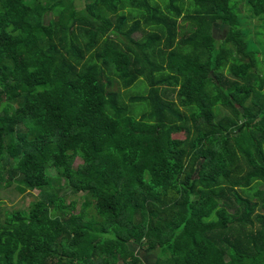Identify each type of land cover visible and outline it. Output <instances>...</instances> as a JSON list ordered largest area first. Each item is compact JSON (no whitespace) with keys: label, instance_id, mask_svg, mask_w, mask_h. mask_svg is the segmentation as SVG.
I'll use <instances>...</instances> for the list:
<instances>
[{"label":"trees","instance_id":"obj_1","mask_svg":"<svg viewBox=\"0 0 264 264\" xmlns=\"http://www.w3.org/2000/svg\"><path fill=\"white\" fill-rule=\"evenodd\" d=\"M82 1L0 0V264H264V0Z\"/></svg>","mask_w":264,"mask_h":264},{"label":"rangeland","instance_id":"obj_2","mask_svg":"<svg viewBox=\"0 0 264 264\" xmlns=\"http://www.w3.org/2000/svg\"><path fill=\"white\" fill-rule=\"evenodd\" d=\"M82 2H83L82 0H76V3L79 5V7H81L80 4H82ZM239 11H240V13H243L246 15V17L239 16L243 25H245L246 27H249V26H251L250 24L256 22L255 25L257 26L258 20L253 16L251 17L249 15L250 12L248 10H246L245 8L244 9L239 8ZM262 28L263 27L261 25H258L257 27H254L252 30L255 29L254 31H263ZM225 34H226V31L217 32L216 29L214 31V35L218 40L224 38L223 36ZM260 35H262V34H259L258 36H260ZM249 38H251V40L253 38L257 39L253 33H251V35H249ZM262 45H264V44H262ZM262 45L257 44V47L262 46ZM262 57H263V55H262ZM145 88H146V86H145L144 82L137 81L135 84H133L129 88L128 91L130 93H137V92L142 93L145 90ZM80 162H81V160L79 158H75V160H74L75 165L80 163ZM60 182L62 183L63 180H61ZM36 191L37 190L31 191V192L25 191V192L21 193L17 189V187L15 186L14 183L9 185V186L2 187L0 189V208H1L2 214L5 212H9L15 208L21 209L24 211L27 210L29 204L31 203V201L33 200V198L36 195ZM82 198L83 197H82L81 193H79V194H73V193L65 194V199L67 201L68 200H74L76 202V204H75L76 208H75L74 212H76L78 210V208L80 206V202L82 201ZM132 248L135 250V252L140 254V256L142 257L145 264H153V258H154L153 254L146 253L142 248H139L137 245H134V244L132 245Z\"/></svg>","mask_w":264,"mask_h":264},{"label":"crops","instance_id":"obj_3","mask_svg":"<svg viewBox=\"0 0 264 264\" xmlns=\"http://www.w3.org/2000/svg\"><path fill=\"white\" fill-rule=\"evenodd\" d=\"M241 15V14H240ZM242 17H244L243 15H241ZM239 23L243 26V27H246L245 25H243L242 24V21H241V19H240V17H239ZM253 24V23H252ZM252 24H250L251 26H249V27H246V28H251V29H253V25ZM221 25V26H220ZM215 29L217 30V32H222V31H227V26L225 25V24H216V25H214V31H215ZM259 58H263L262 57V54H260L259 53Z\"/></svg>","mask_w":264,"mask_h":264}]
</instances>
